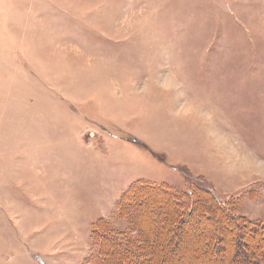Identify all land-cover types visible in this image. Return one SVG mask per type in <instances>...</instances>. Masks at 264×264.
<instances>
[{
	"label": "rangeland",
	"instance_id": "374dc122",
	"mask_svg": "<svg viewBox=\"0 0 264 264\" xmlns=\"http://www.w3.org/2000/svg\"><path fill=\"white\" fill-rule=\"evenodd\" d=\"M191 177L264 220V0H0V264L90 262Z\"/></svg>",
	"mask_w": 264,
	"mask_h": 264
},
{
	"label": "trees",
	"instance_id": "16d2710c",
	"mask_svg": "<svg viewBox=\"0 0 264 264\" xmlns=\"http://www.w3.org/2000/svg\"><path fill=\"white\" fill-rule=\"evenodd\" d=\"M187 182L190 191L134 182L120 205H127L139 234L113 232L99 218L91 231L96 252L85 264H218L222 253H233L223 264H264V220L237 213L235 202L221 200L207 179ZM182 234L189 236L185 248H179Z\"/></svg>",
	"mask_w": 264,
	"mask_h": 264
}]
</instances>
